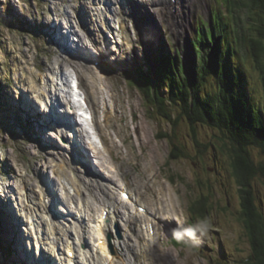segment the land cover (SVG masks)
Listing matches in <instances>:
<instances>
[{
    "label": "rangeland",
    "instance_id": "rangeland-1",
    "mask_svg": "<svg viewBox=\"0 0 264 264\" xmlns=\"http://www.w3.org/2000/svg\"><path fill=\"white\" fill-rule=\"evenodd\" d=\"M107 1L0 0V198L6 196L3 201L9 203L13 217L18 219L22 242L28 243V246L33 240H28L22 220L36 215L32 218L40 239L33 241L36 250L34 254L28 250V255L33 260L36 257L34 261L37 264H68L64 261V247L68 240L77 246L79 264H87L86 254L91 249L93 255H97L94 258L96 264H133L135 253L142 256V264H247L253 249L242 204L247 203L248 197L245 196L242 203V186L232 175L231 160L225 147L230 146L229 141L216 130L197 125V137L201 144L199 154L188 124L180 121L176 130L172 131L171 125L147 106L134 83L143 73L151 75L154 78L152 84L156 83L158 64L154 63V58L158 62H162L165 56L174 58L183 66L197 60L190 42L195 40L196 30L203 33L205 24L200 21L209 23L211 11L218 9L226 16L224 23L230 37L243 47L240 64L248 79L245 88L251 90L254 103L263 107L264 83L247 47L250 35L257 36L262 30L257 17L259 6L253 7V0H197L183 40L165 22L159 26L158 38L151 32L148 34L147 41L151 45L148 48L142 39L136 37L129 15L122 13L123 0ZM229 1L233 8L229 6ZM225 5L229 10L223 7ZM140 11L145 22L148 17L143 6ZM120 18L124 19L123 39L121 35L116 36L119 32L114 33L113 30L112 39V34L108 37L107 33L110 28L117 27ZM100 26L105 30L104 34L100 32ZM60 30L69 32L68 38L75 48H80L79 40L81 51H89L95 62L100 59L97 52L104 40L101 37L109 38L106 63L99 62L102 67L97 69L91 66L93 63L81 60L76 64L64 59L70 53L77 56L74 55L77 51L70 52L68 47L60 44ZM220 40L199 45L204 62L214 60V51ZM60 61H63L61 69L58 65ZM78 71L85 75L83 92L95 108V128L100 132L102 142L100 145H89L80 136L77 139L83 141L79 146L92 164V171L101 174H98L100 179L97 180L73 157L70 142L63 137L72 131L63 129L65 125L49 121V112H53L49 111L50 101H60L59 108L62 110L69 103L61 93L62 89H68L64 76L71 78ZM217 82L216 78L208 79L206 86L213 90ZM50 87L51 92H48ZM24 102L32 104L41 119L31 118L28 121L30 116H25L22 110ZM123 125L129 130L125 133L116 130ZM166 134L170 135V139ZM32 137H37L40 142L45 138L50 141V146L42 147L32 142ZM174 146L184 155L173 159ZM248 151L259 170L252 181L253 195L257 207L263 208L264 168L261 166H264V149L250 146ZM122 187H127L136 202L150 214L155 209L163 213L162 192H166L165 199L175 204L172 210L174 217L184 224L171 221L168 228H163L165 239L152 240L151 248L144 250L139 231L141 228L144 230L145 224L140 215H137L139 221L128 222L129 216H136V208L131 203L127 205V202L118 200ZM46 189L47 192H44ZM27 193L31 202L26 198ZM40 194L47 195V198L50 196L49 200L45 199V205L55 198L56 203L52 207L55 214L51 220L44 218L45 211L37 205ZM7 196L13 198V207ZM15 196L17 201H14ZM202 200H205L207 208L204 217L190 211ZM106 205L114 206L119 213L113 229L120 232L121 237L115 235L118 240L123 239L129 244L130 257L117 255L114 250L107 254L100 252L99 256L96 247L80 248L82 241L76 237L82 232L89 237L90 243H94L96 228L102 225L103 218L100 216ZM1 215L0 209V264H18L11 253L14 251L7 237L8 224L3 223ZM147 220L152 222L150 217ZM153 222L155 228L162 231L160 227L164 226V222ZM176 231L180 232V237L174 243L171 239L176 236ZM33 235L36 236V232ZM91 261L89 264H93Z\"/></svg>",
    "mask_w": 264,
    "mask_h": 264
},
{
    "label": "trees",
    "instance_id": "trees-1",
    "mask_svg": "<svg viewBox=\"0 0 264 264\" xmlns=\"http://www.w3.org/2000/svg\"><path fill=\"white\" fill-rule=\"evenodd\" d=\"M252 3L253 7L259 6L257 17L262 30L258 31L257 36L250 35V45L247 47L264 83V0H253ZM223 7L229 10L227 5ZM223 20L222 15H214L216 26H213V30L207 29V35L199 32L196 36L192 46L197 60H193L192 64L184 67L181 61L174 58L165 56L162 62L154 58V63L158 64L156 83L152 84L151 76L143 73L144 75L137 77L134 84L147 106L166 120L172 131L176 130L180 121L188 124L192 142L199 154L201 144L197 137V125L216 130L229 141L230 146L225 147L231 160L232 175L242 186L241 200H244L245 196L248 197L247 203L244 202L242 206L253 254L246 263L264 264V233L260 227L262 215L257 209L252 189V181L259 170L248 151L250 146L264 149V105L258 107L253 101L251 90L247 91L245 88L246 84L248 86V79L240 64V51L243 47L230 37L229 29L225 27ZM209 39L220 42L217 41L214 60L207 63L199 52V44H205ZM213 78L218 82L214 86L215 90H210L206 82ZM166 136L170 139L169 134ZM182 155L184 153L174 146L171 157L175 159ZM197 203L190 211L204 217L207 212L205 200Z\"/></svg>",
    "mask_w": 264,
    "mask_h": 264
},
{
    "label": "bare ground",
    "instance_id": "bare-ground-1",
    "mask_svg": "<svg viewBox=\"0 0 264 264\" xmlns=\"http://www.w3.org/2000/svg\"><path fill=\"white\" fill-rule=\"evenodd\" d=\"M101 1V0H100ZM105 2H108L107 0H104ZM197 0H175L176 3H173V2H168V3H163L164 6H159L157 5L155 7V4L156 3H151L149 7L146 6L145 10L147 12V17H148V20H146L145 22L143 21L142 19V15H141V11H140V7L141 4L138 2V0H125L124 2V10H122V13L124 14H127L129 15V17L131 18V20L133 21V28H134V32L136 34V37L137 38H140L142 39L145 43H146V47H151L150 45V41L148 42L147 41V36L148 34L151 32V34H153V36H160L159 34V26L160 24L162 25L163 23H168L169 25H171L175 30L176 32L178 33L179 37H182V40L184 39L185 35L187 33H185L187 31V27L190 25V19H191V16L192 14L194 13V9H193V5L196 4ZM197 5V4H196ZM231 6V3L230 5ZM199 7V6H198ZM111 8V7H110ZM208 8V7H207ZM198 9V8H197ZM115 10H118V8H115ZM175 10H177V14L176 16L174 17L172 15V12H175ZM209 10V9H208ZM77 11V10H76ZM99 13H102L99 11ZM118 14V13H117ZM91 17V16H90ZM118 18V17H117ZM85 19V18H84ZM192 20V19H191ZM119 21V20H118ZM88 24V22H87ZM89 25V24H88ZM123 20L121 19L120 20V29H122L123 27ZM84 27V26H83ZM63 28V26H62ZM63 30V29H62ZM60 30V34L62 36V38H68V35H69V32L67 33H63V31ZM101 33H105V30L103 29H100ZM66 35V36H65ZM73 35V34H72ZM124 33L121 32V36H123ZM100 36V35H98ZM120 36V35H119ZM101 37V36H100ZM101 39H104L103 37H101ZM58 41H60L58 39ZM152 42H154L152 40ZM58 43V42H57ZM67 43H71L70 39L68 40H63L62 42L60 41V44H65V48L68 47V49L72 50V52H74V48L76 46H73L71 44H68ZM96 46V45H95ZM100 46V45H99ZM66 51V50H65ZM75 51H77V54H74V55H77V56H73V54H71L70 52V55H68L67 57H64V59L66 60H70V61H74L76 64H78L79 61H81L82 59H86L88 60L87 58H90L91 54L89 53V51H81L80 49H75ZM60 54V53H59ZM106 52L105 51H102L101 54H100V61H102L101 63L102 64H105L106 61H105V58H106ZM62 57V56H61ZM76 57V59H75ZM63 59V58H62ZM96 60V59H95ZM78 61V62H77ZM90 61V60H89ZM63 61H60L58 62V65L61 69V67L63 68ZM113 65V64H112ZM157 70V69H156ZM61 72V71H60ZM157 72V71H156ZM77 77L78 79L80 80V82L82 83V86L85 88L86 87V84H85V75L84 73L78 71L77 73ZM67 80V77L64 76V81ZM90 89V88H89ZM89 91V90H88ZM48 92H51V87L49 89ZM49 94V93H48ZM53 107V105H52ZM22 110L24 111V114L25 116H30L28 117V121L32 118H34V120H39L41 119V116L37 113V111L34 110V107L32 104L30 103H27V102H24L23 104V108ZM55 113H57L59 115V117H57L58 119V122L62 125H65V121H62V120H65L64 116L61 115V113H59L57 111V108L55 109ZM55 116V115H54ZM107 117H109V113L107 114ZM110 119H111V116H110ZM109 119V120H110ZM71 122H73V120L71 118H66V125L63 129H67L68 126H70V124H72ZM85 122V121H84ZM86 125L89 126L88 123L85 122ZM112 127V126H111ZM17 129V128H16ZM37 130V129H36ZM116 130L118 131H122L125 133V131L129 130L126 126H118L116 127ZM22 131V130H21ZM40 131V130H39ZM131 131V130H130ZM17 132V131H16ZM84 132L83 128L79 126L78 128V133L80 135V137H84L82 135V133ZM69 134L72 136L73 133L72 132H69ZM63 135V134H62ZM65 137V136H63ZM40 138V137H39ZM67 138V137H66ZM38 138H34L32 137L31 141L36 143V144H39L41 145L42 147H47V146H50V141H48L47 139L43 138L41 139L43 142H40L37 140ZM69 141H71L72 139L71 138H67ZM125 140V139H124ZM123 140V141H124ZM91 141V140H90ZM88 142L89 145H93V142ZM75 143H76V146H75ZM83 144V143H82ZM72 145V148H70L73 152V155L74 157L77 159L78 162L81 163V165L84 166V169L88 171V174H90L91 176L95 177V180H97L99 178V175L96 174L95 172L92 171V168L91 166L89 165V161H88V158H87V155L84 151V149L80 148L77 144V142L75 141H72L71 143ZM70 147V146H69ZM59 151V150H58ZM61 151V150H60ZM111 155V153H110ZM88 161V162H87ZM149 166V165H148ZM12 174V172H10ZM157 176V175H156ZM100 179V178H99ZM44 180V179H43ZM47 183V182H46ZM50 183V182H49ZM157 182H155L156 184ZM48 184V183H47ZM151 185V184H150ZM53 186V185H51ZM154 186V185H153ZM162 186V185H161ZM9 187V186H8ZM50 187V186H49ZM165 187V186H164ZM124 189V187H122ZM163 188V187H162ZM161 188V189H162ZM167 189H169L168 187H166ZM1 189V188H0ZM54 189V188H52ZM127 191L128 188L126 187L125 188ZM51 190V189H50ZM55 190V189H54ZM150 190V189H149ZM3 191H4V188H3ZM160 191V189H159ZM166 191V190H165ZM44 192H47V189L44 190ZM122 192V191H121ZM150 192V191H149ZM161 193V192H160ZM165 193L166 192H162L163 194V201H161L162 199H160L161 201V206L163 207V213L161 214L159 211H153V213H149L148 211H145V212H135L136 216L133 218L131 216H129L128 218V222L130 223H135V220L136 221H139L137 219V215H140L141 219L143 220L144 224H145V228L143 227V229L145 230H141L139 231L143 237V244L142 245H145L143 246V249L144 248H151V243H152V240L153 242L157 239L159 240H163V238L165 239V230L163 228H168V226H170V222L171 221H177L178 223H180V225H183L184 223H182V220L180 219H176L174 216V214L172 213V210H173V206H175V204H173L168 198L165 199ZM169 194V192H168ZM172 194V193H171ZM41 195V194H40ZM158 195V194H157ZM42 196V195H41ZM168 196V195H167ZM9 201H10V196H7ZM42 197L43 200L42 201H38V204L39 205V208L42 207V209L45 211V216L44 218L45 219H49L51 220V216H52V207H53V204L55 202V198L51 201V202H48V206L45 205V199L48 197L47 195H43ZM172 197V196H171ZM5 198V197H4ZM26 198H28V201H30L29 199V195L28 193L26 194ZM40 198V197H39ZM162 198V197H161ZM48 200L50 199V196L49 198H47ZM130 199H132L130 197ZM58 199L56 198V201ZM118 200L120 202H124V201H121L120 200V197L118 198ZM130 200H128L129 202ZM133 201V199H132ZM44 202V203H42ZM146 202V201H145ZM56 203V202H55ZM59 203V202H58ZM127 204V203H126ZM60 205V204H59ZM128 205V204H127ZM141 205V204H140ZM57 206V205H56ZM61 207V206H60ZM132 207H135L134 204L132 205ZM49 208V209H48ZM136 208V207H135ZM0 209L2 211V214L3 216L1 215V218L3 220V223L4 224H8V227H7V237L8 239H10V245H12V250L14 252H11L13 257L15 258V262L18 263V264H37L33 258L31 256L28 255L27 251H26V248L23 244H25V242L23 243L22 241V237H21V234L18 230V219L16 217H13L12 215V211H11V208L9 206L8 203L6 202H0ZM15 209V208H14ZM138 208L135 209V211H137ZM107 212L105 214L106 217H104V212ZM151 211V210H150ZM145 213V214H143ZM55 214V213H54ZM62 214V213H60ZM152 218V222H150L149 220H147L149 218V216ZM36 215L34 214V216L32 217H35ZM103 220H102V225L101 227H97L96 228V232H97V237L94 236L95 240H94V243H90V239L89 237H85V232H82L81 235L77 236L76 238L79 240V241H82L81 243L83 244H89L88 246H90V249L91 248H95L96 252L99 253L102 252L103 254H107L109 253V251H115V254H119V255H123V256H131L130 255V252H128V249H129V244L122 239L121 240H118V237L115 236L114 232L112 231L113 229V223H114V220H118L119 218V213L117 210H115V207L112 206V205H106L105 208H104V211H103V216H102ZM8 219L10 222H8ZM38 219V217H37ZM153 220H158V222H161L163 221L164 223V226L160 227L162 229V231H160L158 228L156 229L155 228V225H154V222ZM6 221V222H5ZM36 223H37V220H36ZM153 226V231L150 229V226ZM172 226H173V222H172ZM141 227V225H140ZM140 229V228H139ZM157 230V231H155ZM31 232L29 233V236H31ZM5 235V234H4ZM4 235H2L4 237ZM10 236V237H9ZM107 236V237H106ZM105 237H106V242H105ZM73 242V241H72ZM113 242V243H112ZM67 243V252H71V251H74L75 255H74V258H64V261L65 263L69 262V264H79V262L77 261V251L76 249H71L70 248V245H71V242H68V240L65 242ZM80 243V244H81ZM130 243V242H129ZM75 244V242H74ZM109 246V248H108ZM77 247V246H76ZM142 249V250H143ZM92 251H88L89 254H86V258H85V263L89 264L90 261H91V258H92V261H93V264H96L94 263V258L97 256L96 254L93 255V249H91ZM145 250V249H144ZM143 253V252H142ZM32 254V253H31ZM43 254V253H42ZM45 255V254H43ZM133 255V254H132ZM144 255V253H143ZM100 256V255H99ZM135 256L136 257H132L133 260H134V263L133 264H142L141 261H142V256H139L138 253H135ZM31 257V258H30ZM128 257V258H129ZM63 260V259H62ZM130 260V258L128 259ZM164 260V259H163ZM91 261V262H92ZM163 262V261H162ZM43 264V263H42ZM51 264V262H50ZM81 264H83V262H81Z\"/></svg>",
    "mask_w": 264,
    "mask_h": 264
},
{
    "label": "flooded vegetation",
    "instance_id": "flooded-vegetation-1",
    "mask_svg": "<svg viewBox=\"0 0 264 264\" xmlns=\"http://www.w3.org/2000/svg\"><path fill=\"white\" fill-rule=\"evenodd\" d=\"M257 209L259 210L260 215H262V222L260 225H261L262 231L264 233V207L262 208L261 206H259V208L257 207Z\"/></svg>",
    "mask_w": 264,
    "mask_h": 264
},
{
    "label": "clouds",
    "instance_id": "clouds-1",
    "mask_svg": "<svg viewBox=\"0 0 264 264\" xmlns=\"http://www.w3.org/2000/svg\"><path fill=\"white\" fill-rule=\"evenodd\" d=\"M175 234H176V236H177L178 238L180 237V232H179V231H176V233H175ZM188 234H189V235H191V234H192V233H191V230H189V231H188Z\"/></svg>",
    "mask_w": 264,
    "mask_h": 264
}]
</instances>
